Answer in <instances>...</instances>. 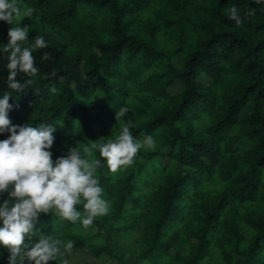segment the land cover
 <instances>
[{
	"label": "trees",
	"instance_id": "16d2710c",
	"mask_svg": "<svg viewBox=\"0 0 264 264\" xmlns=\"http://www.w3.org/2000/svg\"><path fill=\"white\" fill-rule=\"evenodd\" d=\"M233 4L242 17L249 7L255 14L237 26L228 18ZM18 6L33 12H22L13 26L28 27L27 43L42 35L49 44L33 53L35 76L18 73V80L33 81L18 100L0 56V95H13V124L55 122L52 148L60 150L53 159L69 147L82 151L113 138L129 121L134 137L151 134L155 141L115 173L93 149L109 212L84 228L50 209L25 243L51 234L100 264H109L115 250L135 252L134 264H264V5L18 0ZM10 27L0 21V43L8 42ZM44 52L48 59H41ZM122 104L130 111L116 119ZM75 207L84 215L83 203ZM7 256L0 248V264Z\"/></svg>",
	"mask_w": 264,
	"mask_h": 264
},
{
	"label": "clouds",
	"instance_id": "9594fccd",
	"mask_svg": "<svg viewBox=\"0 0 264 264\" xmlns=\"http://www.w3.org/2000/svg\"><path fill=\"white\" fill-rule=\"evenodd\" d=\"M256 5H264V0H254ZM30 16L32 8L22 10L18 0H0V21L12 27L8 30V42L0 43V56L7 63L6 84L17 93L15 99L33 83L32 79L18 80V73L28 77L35 76L39 69L35 65L33 53L48 47L49 42L42 35H36L34 42L27 43V26H13V20L21 14ZM249 7L242 17L236 5L228 8V18L237 26L247 16L254 15ZM27 45V46H25ZM47 52L41 59H48ZM50 92L56 93L55 86ZM11 92L0 95V134L7 133L0 139V248L7 249V264H48L58 256L72 250L74 242L54 237L41 232L34 243L31 235L41 213L55 209L57 214L75 223L79 220L84 228L93 224L94 218L106 215L110 204L102 196L96 172L101 166V159L92 158L93 149L104 158L108 169L115 173L123 166L131 165L133 158L142 147H152L155 143L151 134H144L143 139L134 137L130 131V121L120 126L119 134L113 138L100 137L91 147L84 146L82 151L69 147L66 153L53 159L52 147L55 141V122H41L37 126L31 123L13 124L9 112L14 105L9 103ZM130 109L122 104L115 111L116 119L126 116ZM83 203L84 215L75 205ZM62 264H68L64 260Z\"/></svg>",
	"mask_w": 264,
	"mask_h": 264
},
{
	"label": "rangeland",
	"instance_id": "374dc122",
	"mask_svg": "<svg viewBox=\"0 0 264 264\" xmlns=\"http://www.w3.org/2000/svg\"><path fill=\"white\" fill-rule=\"evenodd\" d=\"M181 91V86L178 85L173 89L174 93H179ZM60 148H52L53 154L57 153ZM61 257V260H53L55 264H62L64 260L68 261V264H100L94 258H91L86 252H66ZM136 254L135 252H125L123 255L114 251V256L110 258L109 264H134Z\"/></svg>",
	"mask_w": 264,
	"mask_h": 264
}]
</instances>
